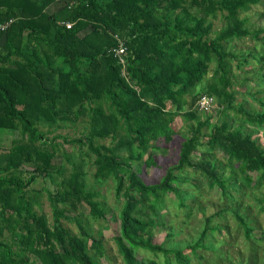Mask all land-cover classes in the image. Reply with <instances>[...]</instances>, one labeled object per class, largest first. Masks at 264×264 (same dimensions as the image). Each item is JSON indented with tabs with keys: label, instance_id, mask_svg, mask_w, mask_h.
<instances>
[{
	"label": "trees",
	"instance_id": "obj_1",
	"mask_svg": "<svg viewBox=\"0 0 264 264\" xmlns=\"http://www.w3.org/2000/svg\"><path fill=\"white\" fill-rule=\"evenodd\" d=\"M57 1L0 0V25L12 21L0 30V135H16L8 147H0V264H101L105 250L93 223L107 217L104 204L95 200L99 191L87 186L83 157L92 160L93 183L111 180L122 200L114 236L122 264H159L140 257L141 252L162 256L164 264L201 261L198 250L210 249L205 241L221 231L210 227L209 217L184 249L154 242V229L164 224L161 212L171 196L190 216L186 201L197 196L188 190L198 186L189 174L200 172L228 202H240L243 187L256 188L264 180V145L252 131L231 128L226 121L211 124L209 115L201 119L204 112L196 105L204 96H216L221 113L232 107L233 93L226 91L232 42L250 36L264 49L263 30L251 29L242 15L259 0H64L50 12ZM218 18L223 25L213 31ZM120 41L126 47L122 57L114 52ZM257 60L264 61V54ZM210 64H215L210 83L180 113V98L201 85ZM237 111L249 123H264L262 114ZM180 114L194 122L190 136L177 164L148 184L135 163L145 154V165L156 164V152L162 151L156 143L172 140ZM78 120L87 123L80 137L52 135L60 122ZM57 138L85 148L82 158L61 150ZM251 173L259 174L255 182ZM38 178L48 179L52 189L34 188ZM44 194L51 224L35 209ZM232 212L249 239V221ZM62 219L76 222L80 232L73 233Z\"/></svg>",
	"mask_w": 264,
	"mask_h": 264
},
{
	"label": "rangeland",
	"instance_id": "obj_2",
	"mask_svg": "<svg viewBox=\"0 0 264 264\" xmlns=\"http://www.w3.org/2000/svg\"><path fill=\"white\" fill-rule=\"evenodd\" d=\"M59 7L50 8V12H56ZM243 16H247L249 19V27L251 29H262L263 32L259 35V38L264 36V0H259L255 5L251 6V9L247 13H243ZM223 23L220 18L213 20V31H217L222 27ZM212 32V36H213ZM231 52L233 56L230 57L229 70L227 73L228 84L226 91L233 93L232 107L223 113L220 112L218 107L221 105L216 104V96L213 98L208 97L213 107L210 111L200 113L201 119H205L206 115H209L211 124H220L223 121L228 122L231 128L240 127L244 132L252 131V138L257 140V143L263 147L264 145V123L257 125L246 121L242 113L237 110L242 108L245 111L252 114L264 115V61L260 62V56L264 54L261 40H256L250 36L236 40L231 44ZM251 54V55H250ZM246 58V60H244ZM215 69V64H210L209 74L207 78L201 83V85L191 89L190 93L184 95L179 100L180 113H183L188 109V101L198 92L200 88L206 83H210V77ZM173 110L176 106H172ZM175 125L177 126V133L173 136L172 140L168 143L162 141L156 144L161 146L160 152H156L155 165L147 166L144 164L146 155L141 151L135 150V152H141V160L135 163V166L140 170L141 178L148 184L156 183L165 175L167 169L177 164L181 145L185 139L190 136V124L193 121H187L180 115L175 117ZM60 126L52 135H61L67 138H78L84 132L87 123L81 120L74 122H60ZM209 129L205 131H209ZM52 135L49 137L51 138ZM16 137L12 132H5L0 135V147H8L11 141ZM57 143L60 145V149L64 150L68 154H73L75 158H82L80 152H84V149H80L76 144L64 143L62 138H57ZM106 144L111 142L110 139L104 141ZM60 153V151L58 152ZM155 155V154H154ZM87 163L85 165L86 171V183L89 188H94L99 191V197L95 200L104 204L106 213V220L93 223V233L98 237L101 235L104 255L99 258L98 261L101 264H122V257L118 253L117 245L114 241V236L118 234V211L122 206L121 198L116 196L115 186L111 180L101 186L93 183L94 166L92 160L88 157H83ZM218 164L225 168L226 174L229 173L228 165L225 160L220 158L218 154L215 157ZM69 167V165L67 164ZM30 168L26 170L25 176L29 175ZM253 182L258 179L259 174L251 173ZM189 180H192L194 184H197V189L191 187L188 191L196 194L197 197H193V200L188 199L186 203L189 204L190 216L185 217L182 209L177 207V200L172 197V200L167 203V210L164 209L161 213L163 219V225L154 229L155 237L154 242L163 243L167 248H182L186 245L193 244L199 234L203 231L206 218L209 217L210 227H221V231L213 233L206 241V245L210 246V249H199V255L203 256L200 261L196 258H192L191 264H264V204L261 200L264 198V180L262 184L256 188H244L245 192L241 194L240 202H228L221 197V191L216 186L210 188L206 183L204 177L200 172L188 175ZM241 179L238 184H241ZM34 188L41 189L43 186H47L52 189L50 181L46 179L38 178V180L32 185ZM39 213L46 215L49 223H52V211L46 195L41 197V206L35 207ZM238 211L244 214L247 221L251 225L253 231L249 239L245 237L244 229L240 225L239 221L235 217L232 211ZM88 213V210L85 214ZM214 214V215H213ZM85 217V216H83ZM82 217V219H83ZM62 223L65 227L69 228L73 233L78 234L80 229L76 222L62 219ZM173 234L172 237L166 239L168 233ZM209 233V232H208ZM191 257V252L186 250ZM140 257L144 259L152 258L158 260L159 264H164L163 257H153L148 253H140ZM174 261H171V264Z\"/></svg>",
	"mask_w": 264,
	"mask_h": 264
},
{
	"label": "built area",
	"instance_id": "obj_3",
	"mask_svg": "<svg viewBox=\"0 0 264 264\" xmlns=\"http://www.w3.org/2000/svg\"><path fill=\"white\" fill-rule=\"evenodd\" d=\"M11 22L12 21L10 20V21H7V22L1 24L0 30H5L10 25ZM66 26L69 28L71 26V24L66 23ZM116 38H118V37L116 36ZM125 51H126V47H125L124 43L122 41H120L119 47L114 49V52L117 56L122 57V55L125 53ZM196 105H197L198 109L202 112H208L213 107L211 100L207 96L200 98L197 101Z\"/></svg>",
	"mask_w": 264,
	"mask_h": 264
},
{
	"label": "crops",
	"instance_id": "obj_4",
	"mask_svg": "<svg viewBox=\"0 0 264 264\" xmlns=\"http://www.w3.org/2000/svg\"><path fill=\"white\" fill-rule=\"evenodd\" d=\"M63 3H64V0H59V1H57L56 3H54L50 8H53V7H59V8H60V7L63 6ZM50 8H49V9H50ZM59 8H58V9H59ZM58 9H57V10H58Z\"/></svg>",
	"mask_w": 264,
	"mask_h": 264
}]
</instances>
